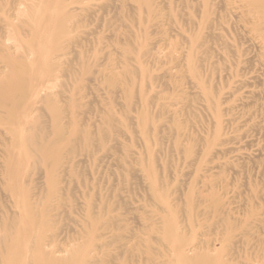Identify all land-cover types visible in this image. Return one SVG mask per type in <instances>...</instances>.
Returning a JSON list of instances; mask_svg holds the SVG:
<instances>
[{
	"label": "rangeland",
	"instance_id": "obj_1",
	"mask_svg": "<svg viewBox=\"0 0 264 264\" xmlns=\"http://www.w3.org/2000/svg\"><path fill=\"white\" fill-rule=\"evenodd\" d=\"M263 7L0 0V264H264Z\"/></svg>",
	"mask_w": 264,
	"mask_h": 264
},
{
	"label": "bare ground",
	"instance_id": "obj_2",
	"mask_svg": "<svg viewBox=\"0 0 264 264\" xmlns=\"http://www.w3.org/2000/svg\"><path fill=\"white\" fill-rule=\"evenodd\" d=\"M264 8V7H263ZM228 227V226H227ZM171 232H172V230H171ZM174 233V232H173ZM225 233V232H224ZM178 235V234H177ZM116 238V237H115ZM225 239V238H224ZM117 240V239H116ZM105 243V242H104ZM104 243H102V245L104 244ZM171 243H172V250H173V257H174V259L173 260H175V262L177 263V264H213L211 261H209V260H207L206 258H205V256H201V255H199V256H196V257H194L195 259L192 261V260H190V259H188V257H187V255L185 254V245L186 244H184L180 239H176V240H171ZM107 244V243H106ZM106 246V245H105ZM164 247V246H163ZM165 248V247H164ZM215 248V247H214ZM213 248V249H214ZM163 249V248H162ZM166 249V248H165ZM190 250V249H189ZM212 250V249H211ZM210 250V251H211ZM215 250V249H214ZM164 251V250H163ZM168 251V250H167ZM170 253V252H169ZM210 253V252H209ZM208 253V254H209ZM158 254V253H157ZM160 254V253H159ZM158 254V255H159ZM210 254H213V253H210ZM149 255V254H148ZM155 255V254H154ZM161 255V254H160ZM159 255V256H160ZM156 256V255H155ZM162 256V255H161ZM167 256H169V254L167 255ZM171 256V255H170ZM213 257V256H212ZM144 258V257H143ZM148 258V257H147ZM222 258V257H221ZM155 259V258H154ZM161 259V258H160ZM149 259H146V261H148ZM151 260H153V259H151ZM156 260V259H155ZM170 260V259H169ZM142 262V261H141ZM166 262V261H165ZM153 263H154V261H153ZM156 263V262H155ZM154 263V264H155ZM158 263H159V261H158ZM157 263V264H158ZM142 264H143V262H142ZM145 264V263H144ZM161 264H163L162 262H161ZM169 264V263H168ZM171 264V263H170Z\"/></svg>",
	"mask_w": 264,
	"mask_h": 264
}]
</instances>
